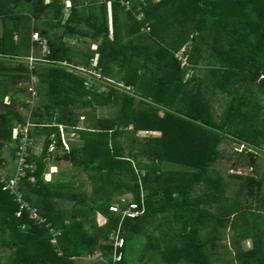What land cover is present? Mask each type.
I'll return each instance as SVG.
<instances>
[{
	"label": "trees",
	"instance_id": "1",
	"mask_svg": "<svg viewBox=\"0 0 264 264\" xmlns=\"http://www.w3.org/2000/svg\"><path fill=\"white\" fill-rule=\"evenodd\" d=\"M111 1L114 10L117 6H122L131 18L127 32L128 42H122L117 31L114 32V38L110 39L105 23L98 26L91 19L87 22L90 23V35L93 38L102 35L99 62L103 73H116L119 80L122 79L127 86L132 85V88L129 87L132 94L126 92L125 88L110 87L104 92L86 88L84 76L67 71L66 81L61 82L60 74H63V70L49 67L48 71L58 81L55 84L49 83L52 85L42 94L48 98L46 103L37 107L31 117V122L34 123L31 138L33 140L36 133L42 134L43 149L36 154L33 146L29 148L28 159L34 164V170H27L20 189L25 199L37 207L40 216L56 228L57 242H52L54 234L50 229L45 224L30 219L28 212L18 215L19 205L9 191L3 189V177H12L14 169L11 173L4 174L0 167L2 264H79L77 258H96L97 255L107 260L104 264H129L126 255L123 260L112 261V242L118 228L121 229L120 236L126 242L138 234L147 236L148 243L140 253V259L148 255L150 259H156L162 264H210L213 252L207 249L208 242L215 244L218 231L232 219L231 226L235 228L238 226L236 215L246 213V209L238 210L237 199L229 198L226 204L228 199L218 196L230 179L242 180L239 178L241 176L230 174L229 180L226 177L223 179L212 167L219 158V145L226 131L231 132L230 127L235 130L231 132L232 136L253 144L257 149V138L259 135L264 136V129L260 124L256 122L259 126L253 127L251 111L254 105L240 94L241 85L238 84L244 81V84L251 85L257 81L264 90V0H133L129 10L124 5L127 0ZM140 8L144 18L138 20L136 13ZM77 16V11L72 9L64 25L66 33L74 34L78 31L73 24V18L78 20ZM146 22L149 23L150 30L143 33L141 28ZM165 29H175L178 33L180 43L175 49L164 42ZM144 34L146 43L141 45V35ZM184 45L189 64H196L199 61L196 55H201V51L206 53L208 46L215 49L219 57L213 88L232 96L227 118L222 124L215 119L208 99L201 94L191 97L197 94L196 90H200L204 79H199L194 74L183 81L186 67L182 59L175 57L174 51ZM49 50V59H66L71 53L65 45L53 42H49ZM86 54L83 58L87 65L92 53ZM112 63L119 65L117 71ZM21 68L23 74H30L27 66L23 65ZM33 72L35 73V69ZM161 72L163 75H160ZM63 75L65 77V72ZM42 76V81H45L47 75ZM191 83V94H187L185 105L180 106L183 89ZM247 88L248 86L242 88L245 93L248 92ZM85 96H89L86 101L83 99ZM147 99L151 103H148L147 108L141 107ZM96 106L112 107L113 110L109 111L111 116L98 118L89 113L87 119L91 123L88 128L94 131L90 134L92 137L87 138L90 131L80 129L85 143L82 148L74 147L69 155L72 162L83 167L88 178L95 184L94 191H90L92 196L86 199H93V203L97 204L96 213L99 212L104 217V222L100 225L96 222L94 210L83 213L86 223L84 218L80 219L78 215L82 212L76 205H73L74 218L69 220L71 214L61 210L59 203L54 200L55 196L65 199L67 193L72 199L81 197V194L72 190L74 186L69 185L66 190V182L61 180H45L44 161L52 136L57 140V147L61 146V142L56 125L40 124L55 121L76 127L80 121L77 110ZM160 110L163 111L162 115L159 114ZM8 119V116L3 117L4 124ZM18 120L20 124L26 122L23 117ZM241 125L246 127V131L239 128ZM147 130L160 133L145 136L142 140L134 138V141L140 140L141 144L135 146L132 145L134 141H131V146L124 145L127 148L122 147L120 140L118 142L115 139L130 131H133L130 135L135 136L138 131ZM110 131L114 132L112 143L108 141ZM0 133L3 132L0 130ZM8 137L11 138L9 135ZM17 142L12 153L14 161ZM81 152H84L82 157L79 156ZM247 156L250 166H255L257 156ZM63 159L66 160V152ZM209 173L216 177L213 174L211 177ZM31 176L35 177L34 181L30 179ZM263 180L262 177L256 180L255 175L245 176L240 181L239 189L241 192L247 186L250 195H255L257 214L260 217L264 214ZM200 183L203 185H199ZM255 184L258 190L253 192ZM122 187L133 193V200L122 202V208L131 201L144 205V212L134 219L109 209L112 204L111 194L120 191ZM143 190L146 191L145 195ZM95 193L100 196L98 199L94 197ZM84 198L85 196L81 197V202H84ZM219 200H222V205H217L218 211L214 214L203 207ZM225 205L228 207L223 211L221 206ZM166 210L171 213V217L168 216L155 227L151 225L154 216ZM90 214L94 218L90 219ZM243 222L248 223L247 220ZM203 224L209 225L205 240L199 238ZM176 226L180 234L176 233ZM152 227L157 233L155 237L154 232L149 230ZM212 228L216 232L211 233ZM253 236L256 239L254 249L241 248V252L237 254L240 264H264V230Z\"/></svg>",
	"mask_w": 264,
	"mask_h": 264
},
{
	"label": "crops",
	"instance_id": "2",
	"mask_svg": "<svg viewBox=\"0 0 264 264\" xmlns=\"http://www.w3.org/2000/svg\"><path fill=\"white\" fill-rule=\"evenodd\" d=\"M126 2L130 4L129 7L125 6V9H131V2H133V0H127ZM72 9H75L78 14V20L74 17L73 24L76 25V29H78L79 32L76 31L74 34L66 33L64 26ZM141 13L142 11L140 8V11L136 13V19L141 20L144 18V15L142 16ZM90 19L98 26L105 23L109 30L110 39L114 38V32L117 31L120 35L119 39L122 42L125 43L129 41L127 32L129 30L128 27L131 23V18L122 6H117L114 10L111 0H0V55L2 56L0 61L3 62L0 63V130L3 132L0 133V167L4 174L11 173L14 169L13 165L15 164V161L12 153L16 147L17 130L21 123L18 119L23 117L26 121L28 120L31 122L34 110L46 103L48 99L46 96L43 97L45 90L48 89L50 85L53 83L55 84L58 81L55 80L54 75L51 74L52 72L50 73L48 71L49 67L59 68L63 70V74L65 72V77L63 74H60L61 82L66 81V71L74 75H81L76 69L71 66H66V63H68L73 66L85 67L98 72L103 78L111 81V88H132V85L131 87L130 85L127 86L122 79L119 80L116 77V73L112 75H106L103 73L102 66H100L99 62L102 35L98 38H93L92 35H90L92 33V29L89 25L90 23L87 22ZM149 28L150 25L146 22L141 28V31L143 33H147L150 30ZM35 32L46 38L48 45L49 42H53L57 45L63 44L65 47L69 48L71 53H69L68 58L50 59L52 61H48L46 59L40 60L39 58H43L44 55L42 54L41 45L33 40V34ZM171 32H173L174 35L178 34L175 29H171L170 33ZM141 37L143 38H141V45H144L146 43V35H141ZM179 43L180 41L177 36L171 41L174 49L179 46L177 45ZM180 49L181 48L175 50L174 54L177 51H180ZM86 52L92 53L89 58V64L87 65L85 59L83 58L87 55ZM30 57H35L39 60L31 62ZM175 57H177V55H175ZM140 61L142 62L143 60ZM20 64H22L20 67H16ZM23 65L29 68V75L23 74V71L21 70ZM112 65L117 71L119 65L114 63H112ZM12 66H15L13 67L14 69ZM33 69H35V73L33 72ZM46 72H48V74ZM43 74L49 76H46L45 81H42ZM161 74L162 72L160 75ZM178 74L180 75L181 73L178 72ZM187 74L190 75V73ZM187 74H184L183 81L188 80L186 79ZM102 81L103 80H93L91 85L95 84V86L90 85L86 88H92L95 91L102 92V90L96 89L101 86L99 83ZM197 84H199V82H197ZM191 85L192 83L183 89L184 92L180 98V106L185 105L186 97L188 99L187 94H191L189 92L190 89H192ZM110 87L105 88L109 89ZM196 91L197 94L191 95V97L199 95L198 90ZM99 108L102 109L103 106H99ZM159 114L162 115L163 111L160 110ZM79 115L80 121L76 127H70L55 121L40 123L42 126L56 125L59 134L58 139L61 142V146L57 147V140L54 136H52V142L48 147V155L44 161V178L47 182H54L58 180H61L63 183L66 182V190L70 185V181H68L66 173H68L71 169L74 170V167L76 166V164H74L70 159L71 156L69 153L74 147L82 148L83 143H85L81 137L80 129L83 128V130L90 131L89 134H87V138H90V134L94 132L92 129L88 128L91 122L87 119L88 117L86 116V113H80ZM4 116H8L9 118L6 124L3 122ZM109 116H111L109 111L106 113H102V111H100L99 114H96V117L98 118ZM9 131H11V133ZM159 133L160 132L158 131L156 132L152 130L138 131L135 136L122 134L120 137L117 136L115 139L118 142L120 140L119 144L122 147L124 145L131 146L130 141L134 138L142 140L145 136H152ZM113 134L114 132H109L108 141H110V143H112ZM8 135L11 138H9ZM94 138H96V135H94ZM43 139L44 137L42 134L36 133L34 135L33 151L36 154H39L43 149ZM127 146L124 147L127 148ZM65 152L66 160L63 159ZM76 169L78 173H86L81 166H77ZM123 191L128 192L130 190H126L122 187L120 191H115L111 194L110 201L112 204L120 203V196L123 195L121 194ZM67 198L68 193L65 199L67 200ZM54 200L58 203L64 202L66 204L65 201L60 202L61 199L57 196L54 197ZM59 208L61 210H65V208L60 206ZM68 213L71 214V218L69 220L74 218L72 211L67 212V214ZM261 217L264 219V214H262ZM159 222H161V220H159ZM154 227L149 230L153 231ZM147 243V236L145 234H138L135 238L126 242V248L133 249L134 247L139 246L137 252L140 254L146 247ZM126 260L129 264L132 262L130 250L129 253L126 252ZM156 264H162V262L157 261Z\"/></svg>",
	"mask_w": 264,
	"mask_h": 264
},
{
	"label": "rangeland",
	"instance_id": "3",
	"mask_svg": "<svg viewBox=\"0 0 264 264\" xmlns=\"http://www.w3.org/2000/svg\"><path fill=\"white\" fill-rule=\"evenodd\" d=\"M135 2V0H134ZM157 2V1H156ZM133 3V2H132ZM131 3V4H132ZM124 4V3H123ZM128 2H126L124 5L129 7ZM169 32V35L167 34ZM165 35H164V42H167L170 47H172L171 41L176 38H179L177 34L174 35L173 32L170 33V31H167L165 29ZM171 34V35H170ZM179 40V39H178ZM175 42V41H174ZM174 48V47H172ZM207 52L201 51V55H196V58H199V61H197L196 64L194 63H188V57L186 54V48L185 45L181 47L180 51H177L175 55L179 59H182V62L184 64V67H186L185 74L190 73V75H186V79L191 78V76H194V74L200 79H204V83L201 85V90H198V94L201 93V96L205 99H208L211 103V109L212 113L214 114L215 119H218L217 121L222 124L223 120L227 118V111L230 107V102L232 99L231 95L225 94L224 92L213 88L212 82L216 80L217 77V71L215 70V67L219 66V57L216 54L215 49H213L211 46L206 47ZM192 72V73H191ZM185 79V78H184ZM216 83V82H214ZM92 84L89 83L88 87ZM100 87H97L96 89L102 90V92L106 91L107 89L105 87H110V81L103 80L100 82ZM240 87V94L244 97H246L252 105V113H251V123L254 126H260L264 129V90L259 86L258 82L252 83L251 85L244 84V81L238 82ZM95 86V84L91 85ZM248 86L247 93L244 92V87ZM87 87V86H86ZM119 87V86H118ZM123 88V87H119ZM125 90V89H124ZM126 92L132 94L131 89L125 90ZM88 97H84L83 99L86 101ZM146 102V103H145ZM141 107L147 108L148 103H151L149 99L145 100ZM81 103V102H80ZM244 106V105H243ZM242 106V107H243ZM248 107H246L247 109ZM245 108L243 107V110ZM112 107L103 106V108L92 107V108H83L81 107L79 110H77L78 113H86V116L88 117L90 114H99L100 111L102 113H106L108 111H112ZM246 117V116H244ZM249 119V117H247ZM241 120H244L242 118ZM225 122V121H224ZM258 124H257V123ZM239 128L243 129V131H246V127L244 125H241ZM231 132H234V127H230ZM229 131H226L225 137L223 138L222 142L219 145V158L215 162V164L212 167L213 171L218 172L221 177L224 179L226 177L229 180V175H236L241 176L239 178H243L245 176H254L256 180H260L262 177L264 179V136H260L257 138L259 141V149L254 147L253 144L242 142L241 138L232 136V133ZM130 133L133 134V131H130ZM125 135H127L125 133ZM130 135V134H128ZM136 135V134H135ZM92 137V136H91ZM90 137V138H91ZM134 141L133 139L131 140ZM130 141V142H131ZM129 142V143H130ZM131 142V143H132ZM128 143V144H129ZM139 141H134L132 145H140ZM84 152H81L79 155L82 157ZM247 154H255L257 156L256 159V165L251 167L249 164V157ZM245 155V156H243ZM237 163H241L239 166H237ZM77 165L74 167V170H69L68 173H66V177L68 178V181H70V187H73V191H76L80 193L81 197L85 196L84 202H81V197H78L77 199L67 198L61 199V201L64 202L59 203L58 206L65 208L67 212H74L73 211V205H76L77 208L82 212V214L79 213L78 217L80 219L85 220V213L90 212L91 210H94V213H96V206L97 204L93 203V199H86L92 196L90 191H94L95 184L91 182V180L88 178L87 173H78L76 169ZM69 169V168H68ZM213 173H209L211 177H216L215 174L213 176L211 175ZM217 174V173H216ZM77 180V181H75ZM241 179L232 178L229 180V183L225 184V186L222 187V191L218 193V196L220 198L228 199L226 204L229 202V198L237 199L238 200V210L246 209V213L243 215L241 213L237 214L236 216V223L238 226L233 228L231 226L232 220H229L224 227L221 228V231H218L217 236L215 237V244L213 242H208V245L206 247L208 250H211L213 253L210 257V264H240V258L238 257V252H241L242 250H252L255 246V236L254 234H257L258 231L264 230V221L261 220L262 218L257 214V200L255 195H250L247 186L243 189V191H239L242 181ZM264 181V180H263ZM199 185H203V183H200ZM78 186V187H77ZM243 188V187H242ZM253 192L255 190H258L257 185L255 184L253 187ZM142 193L145 195L146 191L143 190ZM120 196V203H113V204H122V202H127L130 200H133V194L130 191H123ZM255 194V193H254ZM262 194L264 195V182L262 183ZM79 196V195H78ZM94 197L98 199L100 196L95 193ZM112 204V205H113ZM217 205H222V200H219V202H211L209 205H204V208H208V210L211 213H215L218 211ZM223 208V211L225 208L228 207V205L221 206ZM261 208V207H260ZM78 213V212H77ZM84 213V214H83ZM218 214V213H217ZM170 216L171 213L166 210L164 212H161L159 214H156L154 216V221L152 220L151 225L157 226L159 220L163 221L166 220V218ZM96 222L97 224H101L104 222V218L99 215V212L96 213ZM94 218L93 214H90V219ZM231 218V217H230ZM235 218V217H234ZM247 220V224L243 221ZM87 222L86 220L84 221ZM207 222V221H206ZM164 228H166V225H163ZM167 229V228H166ZM164 229V230H166ZM209 225L203 224L199 231V238L201 240H205L206 235L208 233ZM214 230V228H212ZM212 229H210L211 233L216 232L215 230L212 232ZM152 232V231H151ZM176 233H179V229L176 226ZM153 236H157L156 231L154 232ZM244 237V238H243ZM116 238V237H115ZM115 238L113 239L115 241ZM113 241V242H114ZM132 246V245H131ZM139 246L127 249V253H129L130 250V256L132 257V262L130 264H156V260H152L148 257V255L144 259H140L139 253L137 252ZM133 250V251H132ZM154 254H156L154 252ZM101 256L95 257H83L82 259L79 257L77 258V262L79 264H101L106 263L107 260L104 258V260L100 259ZM103 263V264H104ZM2 264V262L0 263ZM178 264V263H176ZM183 264V263H180ZM184 264H191V263H184Z\"/></svg>",
	"mask_w": 264,
	"mask_h": 264
},
{
	"label": "built area",
	"instance_id": "4",
	"mask_svg": "<svg viewBox=\"0 0 264 264\" xmlns=\"http://www.w3.org/2000/svg\"><path fill=\"white\" fill-rule=\"evenodd\" d=\"M33 40L41 45L43 58H39L40 60H50L47 56L50 53L49 45L43 36L39 33L35 32L33 34ZM2 56L0 55V58ZM35 57H30V61L39 60ZM66 66H71L76 69L82 76L86 78L84 84L86 86L89 85L93 80H107L103 78L98 72L91 70L85 67L73 66L66 63ZM111 82V81H110ZM33 127V123L28 120L25 124H20L17 130L16 140L17 142V151L15 157V166H14V174L12 177L5 179L3 177L4 186L3 189L9 191V193L13 196L14 201L19 205L18 215H21L23 212H28L29 218L33 221L38 222L39 224H45L46 227L50 229V231L54 234L52 238V242L56 243L54 227L46 221V218L40 216L37 207L32 206L28 200L25 199L23 191L20 189V183L22 178L27 175V170L32 172L34 170V164L28 159V150L33 146V140L31 138L30 132ZM3 176V175H2ZM30 179L32 181L35 180V177L31 176ZM143 196V195H142ZM142 204V202H141ZM110 211L121 213L123 216L134 219L138 215H141L144 212V205H139L136 201L128 202L125 208H122L119 204H113L109 206ZM121 229L118 228L115 234V241L113 242V253H112V261L123 260L126 255V239L123 236H120ZM101 260H104L103 256L100 257Z\"/></svg>",
	"mask_w": 264,
	"mask_h": 264
}]
</instances>
